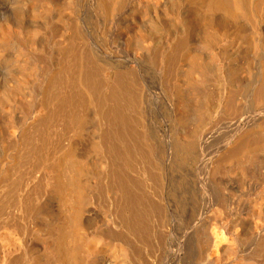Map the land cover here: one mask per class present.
Returning <instances> with one entry per match:
<instances>
[{"label": "bare ground", "instance_id": "6f19581e", "mask_svg": "<svg viewBox=\"0 0 264 264\" xmlns=\"http://www.w3.org/2000/svg\"><path fill=\"white\" fill-rule=\"evenodd\" d=\"M0 264H264V0H0Z\"/></svg>", "mask_w": 264, "mask_h": 264}]
</instances>
